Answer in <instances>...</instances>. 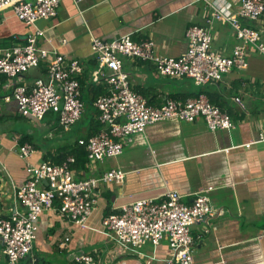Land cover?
I'll return each instance as SVG.
<instances>
[{"label":"crops","instance_id":"1","mask_svg":"<svg viewBox=\"0 0 264 264\" xmlns=\"http://www.w3.org/2000/svg\"><path fill=\"white\" fill-rule=\"evenodd\" d=\"M218 2L243 25L258 30L264 42V13L251 20L239 14L241 0ZM212 10L206 0H61L56 16L40 18L33 26L21 21L13 8L1 9V48L26 44L38 27L44 31L40 46L80 61L85 111L69 130L60 127L53 112L42 119L23 114L13 97L14 85H31L42 76V69L32 68L15 80L0 72V213L11 216L25 211L15 192L28 177V164L46 161L47 154L88 136L94 119H99L90 101L97 86L106 93L108 83L105 78L92 80L98 66L93 37L148 39L159 55L178 57L188 47L187 29L200 24L210 27L213 49L231 56L242 42L229 21L208 23ZM242 44L247 68H234L220 80L204 84L188 76L161 74L153 61L121 55L132 88L149 104L160 106L170 98L205 94L230 115L234 127L210 130L202 115L193 121L163 120L134 134L118 156L91 161L86 169L76 171L77 177L86 178L121 168L126 175L122 183L101 186L97 207L85 225L62 215L58 205L40 215L34 252L41 264H77L83 251L93 254L95 264H167L172 250L166 239L138 248L120 244L103 225V218L134 199L163 198L170 189L178 190L183 202L192 203L205 188H211L214 213L191 225L192 264H264V142L258 140L264 126V52L252 43ZM23 139L35 150L27 158L20 154ZM0 264H7L1 238Z\"/></svg>","mask_w":264,"mask_h":264},{"label":"built area","instance_id":"2","mask_svg":"<svg viewBox=\"0 0 264 264\" xmlns=\"http://www.w3.org/2000/svg\"><path fill=\"white\" fill-rule=\"evenodd\" d=\"M206 1L213 6L207 18L209 24L213 19L229 21L242 43H252L264 52V42L258 30L243 25L218 0ZM60 2L0 0V10L11 7L21 21L36 26L38 19L56 16ZM263 13L264 0H241V16L259 20ZM43 34L44 31L36 27L35 33L28 36L26 44L0 47V72L15 80L24 72L39 66L42 60L47 61V75L36 78L31 85L15 84L13 97L23 114L36 119L44 118L48 112H57L60 126L68 130L85 111L78 78L83 66L78 59H69L55 48L49 50L40 46L38 41ZM186 35L188 47L178 57L159 55L154 51V42L148 39L139 42L129 35L111 40L92 38V51L98 61L92 80L99 82L105 78L108 83L107 92L94 101L103 128L88 139H80V143L86 145L92 161L118 156L134 134L167 119L193 121L202 115L210 130L234 127L230 115L213 104L205 94L187 99L170 98L164 104L155 106L132 88L121 55L153 61L159 73L192 77L198 84L218 81L234 68H247L249 63L242 43L237 44L229 56L213 49L209 26L191 25ZM106 69L110 72L107 73ZM258 140L264 142V126ZM34 151L30 143L20 146L22 157L27 158ZM75 161L74 156H69L59 164L43 161L27 165L28 177L15 192L17 199L25 206V211H17L11 216L0 213V238L4 243L7 264H21L23 260H26L25 264H41L34 253L38 221L45 210L55 206L56 201H59L58 209L62 215L76 224L85 225L97 207L101 186L122 183L125 179L126 172L121 168L78 179L71 168ZM210 192L211 188L203 189L192 203L183 202L181 193L175 189L167 190L163 198H137L121 205L119 211L106 215L102 222L120 244L138 248L147 242L158 244L166 239L172 250V257L167 264H192L194 238L191 225L214 213ZM77 261V264H95L93 254L84 251L79 254Z\"/></svg>","mask_w":264,"mask_h":264},{"label":"trees","instance_id":"3","mask_svg":"<svg viewBox=\"0 0 264 264\" xmlns=\"http://www.w3.org/2000/svg\"><path fill=\"white\" fill-rule=\"evenodd\" d=\"M45 63L46 61L42 60L39 64V66L37 67H40L42 69V76H39V77H45L47 75V68H45ZM37 67H34V68H37ZM32 69V68H31ZM30 70H28L27 72H29ZM27 72H24V73H27ZM7 75V74H6ZM38 78V77H37ZM79 80H80V83H81V88H82V79H81V74L79 75ZM98 88L95 89V92H94V96L92 97L91 99V103L93 104V102L95 101L94 99L100 95V93H105L104 89L101 88L100 86H97ZM83 89V88H82ZM55 114H57V112L55 111H51ZM50 112H48L47 114H49ZM46 114V115H47ZM99 115V111L98 113H96ZM45 115V116H46ZM58 116V114H57ZM59 118V117H58ZM82 118V117H81ZM80 118V119H81ZM59 122V120H58ZM76 124V123H75ZM74 124V125H75ZM60 125V124H59ZM73 125V126H74ZM61 127V126H60ZM92 131L88 134V136L84 137V139H88L90 136H93L97 133H99L101 131V129L103 128V125L102 123L99 121V119H94L93 123H92ZM62 128V127H61ZM63 129V128H62ZM71 129V128H70ZM65 130V129H63ZM69 130V129H68ZM27 139V138H26ZM80 139H83V138H80ZM80 139L76 140V142L74 143H70L69 145H65V146H62L56 153H50L49 155L47 154V156L45 157V160L51 164H59V163H62L63 161H65L69 156H74L76 158V161L75 163H73L71 165V168H73L75 170V174H76V171H80V170H84L87 168V166L89 165V163L92 161L90 158H89V155H88V150H87V147L85 144H82L80 143ZM26 140L23 139L22 140V144H25V143H28V142H25ZM20 145V146H21ZM20 149V148H19ZM76 178L78 179H82L81 177H77ZM55 205H58L59 206V201H56L55 202ZM111 212H109L108 214H110ZM35 253V252H34ZM36 255V254H35ZM38 258V257H37ZM25 261L26 263V260H23ZM22 261V262H23ZM39 261V260H38Z\"/></svg>","mask_w":264,"mask_h":264},{"label":"rangeland","instance_id":"4","mask_svg":"<svg viewBox=\"0 0 264 264\" xmlns=\"http://www.w3.org/2000/svg\"><path fill=\"white\" fill-rule=\"evenodd\" d=\"M25 24H26V23H25ZM4 27H6V25H4ZM46 119H47V117L44 119V121H45ZM41 123H43V122H41ZM36 130H37V136L41 137L40 129L37 128ZM66 135H67V134H66ZM52 141H56L55 138H53ZM0 157H1V160H2V156H0Z\"/></svg>","mask_w":264,"mask_h":264}]
</instances>
